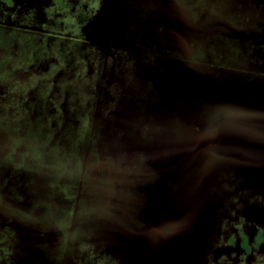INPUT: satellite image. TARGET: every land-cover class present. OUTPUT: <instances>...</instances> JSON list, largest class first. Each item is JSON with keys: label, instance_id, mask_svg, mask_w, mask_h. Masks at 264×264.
I'll use <instances>...</instances> for the list:
<instances>
[{"label": "rangeland", "instance_id": "1", "mask_svg": "<svg viewBox=\"0 0 264 264\" xmlns=\"http://www.w3.org/2000/svg\"><path fill=\"white\" fill-rule=\"evenodd\" d=\"M198 2L195 15L202 22L196 25L180 14L159 11L158 0H53L45 5L42 16L47 17L46 23L40 12L36 14L33 25L43 31L35 30L37 41L33 42V58L28 63L30 71L18 69L12 75L20 84L30 82V99L16 97L11 105L18 102V108H14L17 111L0 115V120L20 126L27 124L28 129L33 133L36 130V135L44 138L55 122H63L62 118L76 114L73 121L86 126L91 118L105 120L111 113V121L97 123L99 128H104L97 132L104 134L98 133L94 139L100 149L107 144V152L119 155L100 160V155L86 153L82 167L86 189L81 199L76 200L82 204L76 207L77 212L84 208L88 213L102 214L114 207L123 210L124 218L127 213L131 218L141 213L145 200L138 195L137 187L150 175L142 173L144 158L137 155L128 160L124 151L169 152L174 143L170 141L168 145L158 123L175 127L177 117L180 124L188 112L203 110L205 101L200 104L198 99H208L217 76H226L225 83L233 89L245 88L252 96L264 94V0ZM37 3L38 0H33L34 5ZM148 3L152 6L148 7ZM84 5L89 9L82 8ZM145 10L150 11L144 13ZM225 10L229 20L218 21L217 16ZM6 33L15 58L23 50L20 41L27 38L20 36V32L11 34L7 30ZM27 54L24 51L23 58ZM13 55L9 53L5 58L12 59ZM62 63L63 66H57ZM179 95L187 96L176 98ZM8 102L1 101V106L10 107ZM68 105L75 109H68ZM22 106H33V110ZM144 112L154 117L149 127L151 137L131 142L123 135L126 139H122L121 129L127 124L137 137V129L144 120L139 117ZM6 127L9 129L2 131L10 133L12 128ZM20 129L23 128L15 129L18 136ZM73 140V136L67 138L63 160L42 147L38 152L44 150L43 155L52 157L56 168L69 171L81 146ZM216 143V136L199 133L191 154H203ZM122 147L124 151L114 152ZM253 162L226 156L205 163L194 178L191 191L187 182L182 186V195L190 197L194 211L191 222L182 225L181 231L186 235H180V243L164 256L169 264H264V172ZM28 165L32 172L33 163ZM31 186L33 192V182ZM4 201L1 200L6 205ZM8 203L14 206L12 201ZM30 204L33 207V200ZM187 205L184 202L179 208L185 209ZM186 217L189 213L183 215ZM69 218L67 223L77 229V235L61 242L53 237L39 238L26 226L0 217V264H145L129 248L134 242L110 233V221H103L105 227L82 222L77 216L73 219L71 213L66 217ZM39 222L45 224L46 220ZM192 224L196 228L190 229ZM243 236L247 237L248 252L241 245ZM160 244L156 242L155 249L149 244L148 252L159 254ZM42 246L52 248L54 253L58 249L67 253L63 258L56 254L48 256L41 252Z\"/></svg>", "mask_w": 264, "mask_h": 264}, {"label": "flooded vegetation", "instance_id": "2", "mask_svg": "<svg viewBox=\"0 0 264 264\" xmlns=\"http://www.w3.org/2000/svg\"><path fill=\"white\" fill-rule=\"evenodd\" d=\"M169 1L170 0H158L160 5L159 11L167 10L177 13L176 15L180 14L195 25L202 22V20H198L199 18H197L195 15L196 7L199 5V2L202 1L176 0L173 3ZM51 2H53V0H38V3L34 5L33 0H0V115H8V111L11 110L17 111L14 108H18V102L15 105H11V102L16 97H19L20 99L29 98V91L32 89L31 86L28 85L30 82L25 81L23 84H20L16 80L12 79V75L13 73H16L18 69L27 72L30 71V66L28 63L32 60L31 58H33V42L37 41V33L35 30L40 29L43 31L41 27L39 28L33 25L36 21V14L40 12L42 21L46 23L47 17L42 15H44L43 12L46 11L47 8L45 5ZM151 4L152 3H148L147 6L149 7ZM209 4L212 6L211 3ZM85 7L86 9L88 8L87 5H84V7L82 6L84 9ZM148 11L150 10H145L144 13H148ZM227 15H229V13H227L226 10L220 12V15L217 16L218 21L229 20ZM7 30H10L11 34L20 32V36L22 34L27 38L23 41H20V47H22L23 50L16 55L18 57L15 56L14 58L13 54L15 53H13L10 49V42H7L6 40L9 36V34L6 33ZM189 40V43L193 44L194 41L192 38H189ZM190 47H192V45ZM24 51H28L27 58H23ZM9 53L13 55L12 59L5 58V56ZM12 62H17V64H12ZM59 65L63 66V63L58 64L57 66ZM33 67H36L35 63L33 64ZM225 78L226 76H223L222 78L217 76L215 79H213V83H216V85H212V92L209 93L208 99L205 100V105L207 106L205 110L207 111V115L204 119V122L198 123L191 112H188L185 115L187 118L182 117L181 119L183 120L180 124L178 122L179 117H177L176 123L178 125L175 124V127H173L174 124H170L168 127H166L165 124L164 126L162 123H158L165 138H167V140L170 139V141L172 140L174 143V145L170 147L169 152L158 149V154L152 155L151 153L146 154L142 150L139 152V149L137 151L140 154L136 153L137 151H124L127 153V156H129L128 160L134 159L138 156L144 158L142 173L143 175H150L148 180L145 178L143 180V184L137 187L139 190L138 195L140 194V197H142L145 202L143 208L140 210L141 213L137 214L134 218H131V215L129 217L128 213L125 214L127 217L124 218L123 210L114 207L102 214L88 213L89 210L84 208H81L80 212H77L76 207H79L82 204L78 202L70 203L65 199H61V201L58 202L45 203L42 207H32L31 204L29 205L24 203H14V206H12L10 203L5 205V203L0 202V217H7L11 219L12 222L15 221L16 225L18 224L20 226H26L25 228H28L32 233L34 232L39 238L45 239L53 237L57 240H61V242H68L70 239H75L77 235V229L74 230V228H71L69 223H67L69 219H66V217L68 214H70V211L73 213V219L74 216H77L76 219L82 222H92L94 223V226L103 225L106 227V225L103 224V221H110L111 226L108 224L110 227H108L110 233H113V235L116 237L119 235L121 240L124 238V240L129 243L134 242L129 246V248L132 247L131 250L133 251L134 255L144 261L143 263L169 264L168 261L164 259V256H166L167 252L173 245L180 243V235L181 237L182 235H186L181 231V228L189 224L188 221H190L189 219L194 211L190 197H185L182 195V186L187 182V185L190 186L189 190L191 191L192 182L196 175L202 169H204L206 166L205 163L214 162L220 158L230 156L228 153L224 154V152L226 150L229 152L228 147L231 144H237L241 146L245 145V138L237 137L232 133L231 125L227 124L228 122L226 124L223 122L224 117L222 113L225 111L224 104L229 103L228 99H226L224 96L232 93L233 96L242 97V99L251 97L250 99H253L256 102H264V94L262 92L261 97H259V95H250V93H248L245 88L239 87L240 90H231V86L225 83L227 82ZM219 86L220 88L222 87L221 92L220 90L216 89ZM37 89L36 92H38ZM21 91L23 93H20ZM185 96L187 95H179L176 98ZM191 96L194 97V95ZM3 100H9L8 103H10V107L1 106V101ZM189 102L193 101L190 99ZM22 108H31V110H33V106H22ZM67 108L75 109V107H70V105H68ZM28 113L33 112L30 111ZM149 114L144 112L142 113V116L139 117L144 120L137 129V137H134L135 134L130 132L131 129L128 128L127 124L125 125V129H121L122 132L120 134H122V139H126L123 137V135L129 137L131 142L135 139L137 140L140 138L146 140L148 136L151 137V135H149V127L152 126V119H154V117L153 114ZM75 115H73L72 118H62L63 122L61 123L55 122L50 127L51 131H49V133H47L44 138L38 137L36 135V130V132L34 131L33 133L32 129H28L26 126L27 124L20 126L19 124L17 125V123H6V119L2 121L0 120V179L2 180L0 182V195L2 197H4L8 192L13 193L15 191L11 185L12 181L4 182V179L33 178V171L31 172L27 168L30 169L28 164L33 163L34 151L37 153L39 149L41 150L40 147H42V149L45 151H50L53 156L55 153L56 155H59V157L62 156L60 159L63 160L65 158L63 148L68 145L67 138L69 136H73V142H76L75 144H81V146H79V153L77 154V157L79 160L81 159L82 164L77 171L78 190L76 200L81 199L82 193H84V190L86 189L85 172H82V167L84 168L85 166L84 158L86 153L98 154L100 155V160L105 159L107 156L117 158L116 156L119 154L114 155V153H112V155L110 154L111 151L101 153L99 143L95 142L94 139V136H97L98 133L99 135L101 134V132H97V129L104 131V128H99L97 123L102 122L104 124L112 120V115L110 112V116H106L105 120L101 117H90L91 120L86 126H84L82 123H79L77 120L76 122L73 121V119L76 118ZM6 125L12 128L10 133L2 131V128H5V131L6 129H9L6 127ZM17 127L23 128L20 129V136H18V132L15 130ZM199 133L210 137L216 136L217 143L207 152L200 155H193L191 153L194 146V139ZM35 137L36 140L33 141ZM254 141H256V139H254L253 142ZM86 142H88V145ZM258 142L259 144L264 143L260 139ZM167 143L170 145L169 141H167ZM95 144L98 145L95 146ZM104 146L106 147L107 144ZM34 147L37 151L34 149ZM173 148H175V150ZM172 150H174V154H172ZM60 153H62V155H60ZM45 182L47 183L48 180ZM44 185L45 184H43L40 189L44 188L45 192H49L48 188L44 187ZM184 202L189 205H187L185 209L179 208V206L181 204L183 205ZM45 206H48L50 210L45 208ZM33 210L35 213H33ZM29 212L31 213V216H29ZM188 213L189 217L183 218V215L188 216ZM41 219L46 220V223L43 224V222H39ZM193 227L196 228L195 224L190 225V229ZM245 241L246 247L244 246ZM156 242H161V250L159 251V254H153V251L150 254L148 252V245L152 244L153 248L151 249H155L154 247L156 246ZM241 245L246 252L250 250L246 236H243ZM41 252L48 256L50 254H56V256L60 255L58 258L65 257L67 253L65 250L62 252V250L59 249L56 251V253H54L52 248L41 250ZM155 256L158 257V259H155ZM5 257L8 258V256ZM171 264L174 263L171 262ZM176 264L178 263L176 262Z\"/></svg>", "mask_w": 264, "mask_h": 264}, {"label": "trees", "instance_id": "3", "mask_svg": "<svg viewBox=\"0 0 264 264\" xmlns=\"http://www.w3.org/2000/svg\"><path fill=\"white\" fill-rule=\"evenodd\" d=\"M175 1L176 0H170L169 2L173 3ZM221 88L218 87L216 89L220 90L221 92ZM232 89L233 88L231 87V90ZM224 97L228 99L229 103L224 104L225 111L224 113H222L224 117L223 122L225 124L228 122L227 124L231 125V131L237 137L245 138V145L241 146L237 144H231L228 147L229 152H227L226 150L224 154L228 153L230 156H235L240 160H253L254 166L264 172V143L259 144L258 142L259 139L264 142V102H256L254 100L251 101L248 98L242 99V97L233 96L232 93ZM198 100L200 104L203 103L201 101H205L200 99ZM206 107L207 106L205 105V108ZM205 108L203 107V110L197 109L195 112H191V114L195 117V120L198 123L204 122V119L207 115V111L205 110ZM254 139H256V141L253 142ZM168 141L170 142V139H168ZM173 149L175 150V148ZM107 150L108 147L106 146L104 147V149H100V152L106 153ZM124 150L125 149L122 147L121 150H114V152ZM174 150H172V154L175 153ZM150 153L152 155H157L158 149H154L153 151L151 150ZM43 154L44 151L33 153V179H9L8 181H12L11 185L15 191L13 193L8 192L4 196V198L7 197L5 201L0 195V202L1 200H3L6 203L12 201L15 204L24 203L30 205L33 200L34 207L35 204H37V207H42L45 203L58 202L61 201V199H65L67 202L70 203L76 202L78 190L77 171L81 167V159L79 160L76 155V157L73 158L74 163L71 166L72 169L67 171L61 168H56L52 162V157L49 158L47 155L46 158ZM258 161L259 163L261 161V164H257ZM45 162L47 163L44 164ZM50 163H52L51 167H49ZM46 180H48L47 183L45 182ZM32 182L33 192L31 186ZM43 184H45L44 187H50L49 192H45L44 188L40 189ZM55 187H57L58 189H55ZM49 196H51V198H49ZM31 198L33 199L30 201ZM33 213H35L34 210ZM70 213L73 215L72 211H70ZM69 220L71 219L69 218ZM244 246L246 247V241L244 242ZM45 249H48V247L46 248L42 246L40 248V250Z\"/></svg>", "mask_w": 264, "mask_h": 264}]
</instances>
